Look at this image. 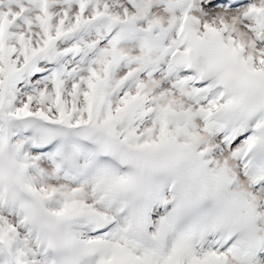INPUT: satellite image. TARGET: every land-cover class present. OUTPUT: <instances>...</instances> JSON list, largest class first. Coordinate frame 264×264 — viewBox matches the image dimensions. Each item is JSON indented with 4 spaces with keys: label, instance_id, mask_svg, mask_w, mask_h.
Masks as SVG:
<instances>
[{
    "label": "snow or ice",
    "instance_id": "6c2138e0",
    "mask_svg": "<svg viewBox=\"0 0 264 264\" xmlns=\"http://www.w3.org/2000/svg\"><path fill=\"white\" fill-rule=\"evenodd\" d=\"M0 264H264V0H0Z\"/></svg>",
    "mask_w": 264,
    "mask_h": 264
}]
</instances>
